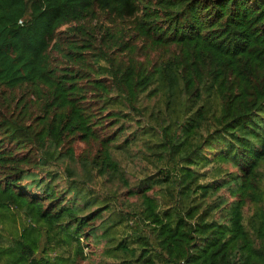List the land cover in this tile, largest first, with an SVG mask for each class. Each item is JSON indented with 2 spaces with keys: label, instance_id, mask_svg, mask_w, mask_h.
<instances>
[{
  "label": "trees",
  "instance_id": "obj_1",
  "mask_svg": "<svg viewBox=\"0 0 264 264\" xmlns=\"http://www.w3.org/2000/svg\"><path fill=\"white\" fill-rule=\"evenodd\" d=\"M120 105L154 117L133 155L155 147L162 175L124 173ZM95 177L126 192L102 200ZM15 209L47 226L44 256L33 224L0 229V264H51L56 236L76 242L61 264L90 237L119 264H264V0H0V216Z\"/></svg>",
  "mask_w": 264,
  "mask_h": 264
},
{
  "label": "rangeland",
  "instance_id": "obj_2",
  "mask_svg": "<svg viewBox=\"0 0 264 264\" xmlns=\"http://www.w3.org/2000/svg\"><path fill=\"white\" fill-rule=\"evenodd\" d=\"M143 104L146 105L147 116H150L153 112V109L166 110L165 103L161 101H157L152 99H144ZM119 106V105H118ZM117 109H121L128 115V118H124L123 125L125 124V130L122 132V138L119 141L118 147L114 149L115 158L119 160L121 163V167L124 170V173L131 177L132 182H139L140 180L152 176V175H162L159 172V167L162 166L161 163L156 162V156H153V153L156 149L152 147L151 150H148L146 159H139L134 157V153L138 152L142 147L143 143L147 138H149L151 131V121H153L154 117H151V121L146 120L145 116L141 115V113L136 112L135 110H131L128 106L120 105ZM126 138L130 139L132 143L127 146L125 145ZM78 151L83 147V143L79 142L77 144ZM219 146H216L218 148ZM215 152V149L208 150L207 153L212 154ZM57 169V168H54ZM210 179V177L208 178ZM56 184L60 186H66L68 184L67 174L64 171V167L59 171V176L56 179ZM92 188L95 191V194L99 195L102 200H111L106 198L107 196L115 195L118 198V195L121 192H126V189H120L118 186V182L109 183L106 181L104 177H95L92 182ZM119 189V190H118ZM34 190V189H33ZM124 198V196H122ZM128 197V196H126ZM129 201L137 200L136 197L129 196ZM115 204L118 208H120L119 199H114ZM105 202L101 203L104 204ZM95 207V206H94ZM116 210V209H113ZM121 210L127 211L128 209L125 207H121ZM120 211V210H116ZM253 213V207L248 206L245 210L246 221L249 216ZM35 226L34 236L38 237V250L35 254V257L40 258L44 256V247H46V230L47 226L41 224V222L29 221L27 216L20 210H13L11 212H5V216H0V229L2 233L5 235L6 240H14L15 237H21L24 229L29 226ZM45 226L44 228L42 227ZM128 225H123L118 229L119 236L125 231H128ZM61 236H56L52 240L51 245L55 248V250L50 252V261L51 264H61L62 262L57 263L55 259L61 256H71L76 247V242L73 241L72 244L64 242L63 240L58 241ZM64 239V238H63ZM84 241V238H81ZM88 246H85V254L88 258L83 262V264H119V261H115L114 259L104 257L101 253L102 251V243H96L93 237H90L88 241ZM27 264V263H26Z\"/></svg>",
  "mask_w": 264,
  "mask_h": 264
}]
</instances>
